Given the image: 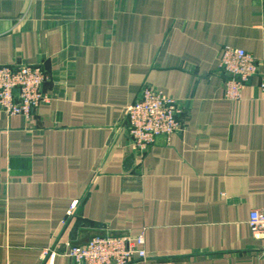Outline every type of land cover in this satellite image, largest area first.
Returning a JSON list of instances; mask_svg holds the SVG:
<instances>
[{"label":"crops","instance_id":"crops-1","mask_svg":"<svg viewBox=\"0 0 264 264\" xmlns=\"http://www.w3.org/2000/svg\"><path fill=\"white\" fill-rule=\"evenodd\" d=\"M226 46L260 64L237 100ZM19 63L49 72L50 101L0 108V264H77L42 252L97 230L144 233L130 264H264V0H0V64ZM146 85L183 129L141 155L126 113Z\"/></svg>","mask_w":264,"mask_h":264},{"label":"built area","instance_id":"built-area-1","mask_svg":"<svg viewBox=\"0 0 264 264\" xmlns=\"http://www.w3.org/2000/svg\"><path fill=\"white\" fill-rule=\"evenodd\" d=\"M219 69L226 77V98L237 100L241 97L242 86L259 74L260 64L249 51L226 46ZM49 79V72L41 64H0V108L10 116H31L50 101L45 90ZM182 112L176 98L150 85L144 86L140 99L130 105L126 113L130 137L139 154L144 155L157 137H170L181 131ZM76 205V202L71 205L68 214H72ZM248 222L253 236L264 241V207L253 209ZM60 253L77 264H130L147 258L144 233L93 237L86 245H69L62 252L57 247L46 248L42 259Z\"/></svg>","mask_w":264,"mask_h":264},{"label":"water","instance_id":"water-1","mask_svg":"<svg viewBox=\"0 0 264 264\" xmlns=\"http://www.w3.org/2000/svg\"><path fill=\"white\" fill-rule=\"evenodd\" d=\"M106 236H111V237H119V236H127V234L123 233V232H115V231H106V230H97V231H93L91 233V237L86 240L83 243H73L71 245H86L89 243V241L91 240V238L93 237H106Z\"/></svg>","mask_w":264,"mask_h":264}]
</instances>
